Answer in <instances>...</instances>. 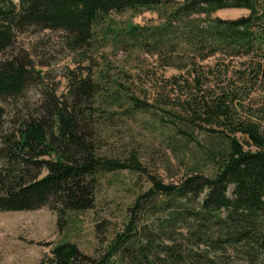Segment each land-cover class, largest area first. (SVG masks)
Instances as JSON below:
<instances>
[{"label":"trees","instance_id":"trees-1","mask_svg":"<svg viewBox=\"0 0 264 264\" xmlns=\"http://www.w3.org/2000/svg\"><path fill=\"white\" fill-rule=\"evenodd\" d=\"M229 9L248 15L214 17ZM127 11L157 20L102 26ZM31 29L61 32L73 50L101 34L156 59L160 79L141 99L104 73L73 75L65 101L50 95L8 123L5 104L36 79L14 50ZM169 69L177 74L166 78ZM120 112L153 120L179 178L166 182L136 152L104 145L102 129L120 126ZM124 171L150 188L106 254L67 242L38 264H264V0H0V213L48 209L61 228L65 214L95 208L103 175Z\"/></svg>","mask_w":264,"mask_h":264},{"label":"rangeland","instance_id":"rangeland-1","mask_svg":"<svg viewBox=\"0 0 264 264\" xmlns=\"http://www.w3.org/2000/svg\"><path fill=\"white\" fill-rule=\"evenodd\" d=\"M247 15V10L229 9L217 12L214 17L234 20ZM156 20L157 15L150 12L127 11L111 15L102 26L122 29ZM98 36L89 47L73 50L61 32L31 29L20 35L14 50L31 61L36 79L21 97L5 104L7 122L40 112L50 95L65 101L69 77L73 75H92L97 80L104 73L111 80L128 84L136 97L144 99L145 94L151 95L162 73L156 59L132 52L126 46L107 43L101 34ZM176 74L173 69L164 71L166 78ZM120 114L119 118L124 120L120 126L102 129L104 145L117 155L136 152L143 166L166 182L179 178V165L167 152L153 120L145 117L133 121L125 119L126 113ZM149 188L150 183L141 174L130 171L105 174L100 180L95 208L65 214L61 228L58 216L48 209L0 213V264H38L56 246L67 242L90 257L103 256L114 236L125 227L136 198Z\"/></svg>","mask_w":264,"mask_h":264}]
</instances>
